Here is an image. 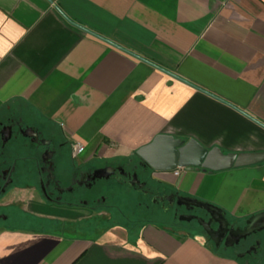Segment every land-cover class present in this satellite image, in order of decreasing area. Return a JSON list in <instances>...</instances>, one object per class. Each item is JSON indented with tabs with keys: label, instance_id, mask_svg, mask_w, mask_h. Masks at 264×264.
Returning a JSON list of instances; mask_svg holds the SVG:
<instances>
[{
	"label": "crops",
	"instance_id": "1",
	"mask_svg": "<svg viewBox=\"0 0 264 264\" xmlns=\"http://www.w3.org/2000/svg\"><path fill=\"white\" fill-rule=\"evenodd\" d=\"M11 111L83 144L80 162L134 158L159 133L264 151V0H0V117ZM222 171L154 178L245 224L264 210V161ZM34 201L67 216L31 208L49 227L0 226V264H244L202 231L90 232L79 221L102 212Z\"/></svg>",
	"mask_w": 264,
	"mask_h": 264
},
{
	"label": "flooded vegetation",
	"instance_id": "2",
	"mask_svg": "<svg viewBox=\"0 0 264 264\" xmlns=\"http://www.w3.org/2000/svg\"><path fill=\"white\" fill-rule=\"evenodd\" d=\"M81 154H75L74 144L54 126H42L27 120L15 111L1 116L0 226L3 225L2 218H9V215L3 213L9 206L3 198L15 189L21 190L26 187L34 188L45 203L107 213L105 209V206H108L107 198L103 196L88 198L87 190L93 189L99 179H114L120 184H129L149 195L154 207L161 212L159 216L164 220L161 223L202 231L215 248L235 252L244 264L264 263V258L259 255L262 241L247 240L249 236L233 247L225 246V239L217 246L197 221L199 216L208 220V213L199 207L178 204V197L184 194L155 179L156 170L139 156L109 159L97 165L94 161L80 162ZM101 168L113 169L112 175L108 178L105 176L93 178L95 171ZM135 177L146 183L144 188L131 183ZM19 202L24 203L21 200ZM149 207L148 204L144 206ZM151 212L156 211L152 209ZM139 219L137 224L141 225L143 222L141 218ZM125 220L129 222L128 224L133 222L128 217ZM232 223L235 226L244 225ZM212 226L217 228L218 224L213 222Z\"/></svg>",
	"mask_w": 264,
	"mask_h": 264
},
{
	"label": "water",
	"instance_id": "3",
	"mask_svg": "<svg viewBox=\"0 0 264 264\" xmlns=\"http://www.w3.org/2000/svg\"><path fill=\"white\" fill-rule=\"evenodd\" d=\"M84 29L113 43L108 38L100 36L87 28ZM154 65L182 80H185L157 64ZM196 87L222 100L219 96L199 86ZM137 155L156 171L169 172L174 171L177 168H184L188 171L215 172L254 165L264 161V151L225 152L219 146L208 148L196 138L183 139L167 133L157 134L151 142L141 146L137 150ZM112 170L113 169L111 168L97 169L93 178H101L103 176L108 178L112 175ZM131 183L140 188H144L146 185L145 182H141L137 177H135ZM178 204H184L187 207H199L208 213V220L199 216L197 217V221L203 227L206 234L214 240L217 246H219L221 241L225 239V246L233 247L253 233L264 230V210L247 218L243 226H235L227 217L224 209L208 201L199 200L192 196L180 195L178 197ZM213 222L218 224L217 228L212 226Z\"/></svg>",
	"mask_w": 264,
	"mask_h": 264
},
{
	"label": "rangeland",
	"instance_id": "4",
	"mask_svg": "<svg viewBox=\"0 0 264 264\" xmlns=\"http://www.w3.org/2000/svg\"><path fill=\"white\" fill-rule=\"evenodd\" d=\"M95 164L100 165L102 161H94ZM220 172H224L220 170ZM223 174L220 177L216 176V179L213 181H223ZM88 198H95L103 196L107 198L108 206H105L107 213L102 212L98 213L97 215H93L90 218L82 219L79 221L80 225H87L89 227L90 232H95L98 228L101 227H108L111 224H120V225H129V222H126L125 218H131L133 222L130 224L132 230L138 229L140 223L137 224L139 218L143 221H152V222H163L159 216L161 213L157 207H154L150 196L147 194L142 193L140 190L134 188L133 186L125 183H118L116 180H106V179H99L94 186L93 189L87 190ZM193 198L207 201L195 196ZM42 200L41 197L38 196L36 193L35 196H32L31 190L26 187L25 189H15L7 194L3 201L9 204L3 211L5 215H9V218H2L1 223L6 226H18L22 228H29V227H49V226H42L43 222H41L38 217L34 216L33 214L35 211L33 209H39L42 212H48L55 215H66L62 211H57L52 209L51 207L46 206H39L35 204L34 200ZM26 201L24 203H20L19 201ZM44 202V200H43ZM31 203V204H30ZM211 203V202H210ZM22 204V205H21ZM44 204H47L44 202ZM150 205L149 208H144L145 205ZM29 205V206H28ZM30 208V209H29ZM155 210L156 212H151V210ZM201 213L202 210H199ZM77 216L76 213L72 214L71 216ZM69 216V215H68ZM260 240L262 241V247L260 249L259 255L264 258V230L253 233L248 237L247 240Z\"/></svg>",
	"mask_w": 264,
	"mask_h": 264
},
{
	"label": "built area",
	"instance_id": "5",
	"mask_svg": "<svg viewBox=\"0 0 264 264\" xmlns=\"http://www.w3.org/2000/svg\"><path fill=\"white\" fill-rule=\"evenodd\" d=\"M84 150H85V146L83 144H81V143L74 144V152H75V154H81V153L84 152ZM181 169L182 168H177L176 170H174V173L176 175H178L180 173Z\"/></svg>",
	"mask_w": 264,
	"mask_h": 264
},
{
	"label": "trees",
	"instance_id": "6",
	"mask_svg": "<svg viewBox=\"0 0 264 264\" xmlns=\"http://www.w3.org/2000/svg\"><path fill=\"white\" fill-rule=\"evenodd\" d=\"M144 222V221H143ZM142 224V223H141ZM127 226H129L130 228H131V225L129 224V225H127ZM217 250H219V249H217Z\"/></svg>",
	"mask_w": 264,
	"mask_h": 264
}]
</instances>
